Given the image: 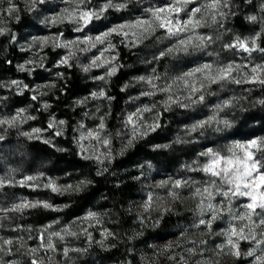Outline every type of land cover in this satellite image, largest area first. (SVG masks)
Listing matches in <instances>:
<instances>
[{
	"label": "clouds",
	"instance_id": "obj_1",
	"mask_svg": "<svg viewBox=\"0 0 264 264\" xmlns=\"http://www.w3.org/2000/svg\"><path fill=\"white\" fill-rule=\"evenodd\" d=\"M195 2L0 0V59L13 65L12 48L27 53L13 66L33 81L0 79V264H264V92L237 87L264 89V0H199L186 20L169 14ZM110 12L127 15L113 22ZM64 25L83 35L51 32ZM114 37L133 62H121ZM49 48L64 53L51 67ZM136 66L148 70L114 85ZM64 68L94 87L69 96ZM114 86L138 94L109 128ZM26 92L30 102L15 105ZM142 98L150 103L136 104ZM65 109L82 111L69 118ZM164 113L176 115L162 122ZM157 132L165 138L149 140ZM73 160L82 164L69 167ZM28 188L67 199L14 191ZM97 188L103 210L28 222L67 213Z\"/></svg>",
	"mask_w": 264,
	"mask_h": 264
},
{
	"label": "rangeland",
	"instance_id": "obj_2",
	"mask_svg": "<svg viewBox=\"0 0 264 264\" xmlns=\"http://www.w3.org/2000/svg\"><path fill=\"white\" fill-rule=\"evenodd\" d=\"M96 2H97V0H93V3H96ZM159 3H160V4H167V3H170V0H159ZM198 3H199V0H196L195 3H191V4L188 5L187 10H184V11L179 12V16H180V18H181V19H184V20L188 19V13L191 12V10H192L193 8L197 7V6H198ZM109 15L111 16V19H112L113 22H119V21H120L123 17H125L127 14H126V13H123V12H121V13L110 12ZM25 22H27L26 15H25ZM103 27H104L103 23H99V24L91 25V26H90V29H91V31H92L93 33H96L98 30L102 29ZM61 31H63V32H64V35H65L66 37H68V38H72V37H74V36H76V35H83L82 33H73L72 30H71V26H70V25H64V26L61 27V28H53V29H51V32H52V33H57V32H61ZM85 31L87 32V31H89V29H85ZM199 31L204 32V31H207V30H206V29H200ZM163 32H164V30L161 29L160 32L157 33V35H162ZM120 39H121L120 37H114V38H113V42L119 44ZM3 41H4V43L6 42V40H3ZM172 42H174V40H173V41H166V42H165V45H163V46H167L168 44H170V43H172ZM261 47H264V40H262ZM117 50H118L119 53H120V60H121L122 63H125V64H127V63H131V62H133V61L136 59V57H134V56L132 55V53L129 52V50H128L127 48L124 47L123 44H119V47H118ZM45 51H46V52L48 53V55H49V62H48V65H47L48 67H51L52 64L56 61V59H57L60 55H63V54H64V53H63V50H57L56 53H53L52 50L49 48V49H46ZM133 51H137V50H133ZM96 54H97V52L94 50L90 55H96ZM26 55H27V53L21 54V53H18V52H17V59H20L21 57L26 56ZM124 55H125V56H124ZM253 55H254V56H257V54H255V53H254ZM257 59H259L258 56H257ZM162 62H163V61L160 62V70H163V65H164L165 61H164V63H162ZM187 62H188V63H191V61H187ZM150 67H151V66H149V68H150ZM73 69H74V68H73ZM59 70H60V71H64V72L67 74V72L70 71V70H72V69L64 68V69H59ZM147 70H148V69L145 68V67H142V66H136L133 70H130V71H125V70L122 69V70L120 71V73L128 74V76H129V75H131V74H140V73L146 72ZM103 71H104V69H94L93 72L91 73V75H93V76H95V75H100V74L103 73ZM34 76H35V81H38V82H42V81L46 78V74L43 73L42 71H37V72L34 74ZM7 77H8V76H6V77H1V76H0V79H5V78H7ZM11 77H12V78H15V79H23L26 83H28V84H30V85L33 84V81L27 76V74H20V73H17V72H16V75H15V76H11ZM87 85H89V88H90V87H94V85H92V84H87ZM237 87L252 88V89L254 90V91H253V95H256V96H259V95L261 94V92H264V89H259V90H257L255 84H247V85H242V86H237ZM213 88L215 89L216 86L214 85ZM0 94H4L2 90H0ZM110 94L113 95V93H110ZM137 94H138V89L133 88V89H131L128 93H126V98H125V100H128L129 97H131V96H135V95H137ZM24 96H27L28 99H27V100L25 99V101L23 102V104H25V103H27V102H30V101H29V94H28L27 92L25 93ZM18 98H19V97H18ZM156 99H162V97L158 96V97H156ZM215 99H216V98H211L210 101H209V103H211V102H212L213 100H215ZM125 100H124V101H125ZM145 103H150V101H149L147 98H142L141 100H139V101L136 102V104H145ZM23 104H22V105H23ZM38 106H39V105H37V107H38ZM135 106H136V105H134L130 100H129V103H128V104H125V103L123 102V110H122V111H121L116 117H115V116L113 117V108H112V115H111V117H110V119H109V121H108V126H109V128H112L113 126H118V121H119V117H120L121 113H122V112H125V111H129V110H134V109H135ZM89 107H92V105H89ZM77 111H78V114H75V113H71V114H73V116L79 117V114H80V112H81L82 110L78 109ZM104 111L106 112V111H107V108H105ZM200 111H201V112H205V114H207V110L204 109V108H201ZM177 112H179L181 115L184 114L182 110H177ZM76 113H77V112H76ZM101 115H103V112L101 113ZM175 115H176V113H171V114H169V113H164V114H163V121H162V122L167 121V120L169 119V116L174 117ZM42 119H43V116H42ZM110 121H111V122H110ZM33 123H34V124H38L39 122H33ZM72 123H75V120H73ZM86 123H87L88 127L91 128V127L95 126V125L98 123V121H86ZM43 126L46 127V124H44ZM256 131H257V132H260V131H262V130L258 129V130H256ZM47 134H48V135H51L52 133L49 132V133H47ZM69 134H70V135L73 134V133L71 132V128H69ZM154 134H155V133H154ZM154 134H153V135H154ZM151 137H152V136H151ZM164 138H165V137H164L163 135L159 137L160 140H162V139H164ZM58 139H60V138H58ZM61 141H62V140H61ZM156 141H159V140H156ZM62 142H64V141H62ZM189 154H190V153H189ZM196 176H197V178H199V177H200V174H196ZM61 182H65V181L62 180ZM22 190H25L26 192H24V193H26V194L33 195V194H31V193H33V190L30 189V188H28V189H15L14 191L23 192ZM36 191H38V192H42V191H40V190H36ZM36 191H35V192H36ZM43 192H47V191H43ZM43 192H42V193H43ZM37 196H44V195H43V194H40V195H37ZM45 197H47V196H45ZM53 201H54V200H53ZM54 202H62V201L59 200V201H54ZM106 207H107V205L104 206V207H102V208H99V209H98V208H92V210H97V211H99V210H103V209H105ZM54 214H57V213H54ZM69 219H70V218H69ZM69 219H65L63 222H64V223H68V222H69ZM41 225H42V224H41ZM216 226L219 227L220 225L218 224V225H216ZM30 243L34 244L35 241L30 242Z\"/></svg>",
	"mask_w": 264,
	"mask_h": 264
},
{
	"label": "trees",
	"instance_id": "obj_3",
	"mask_svg": "<svg viewBox=\"0 0 264 264\" xmlns=\"http://www.w3.org/2000/svg\"><path fill=\"white\" fill-rule=\"evenodd\" d=\"M243 27V26H242ZM3 44L4 41L0 40V52H3ZM11 55L8 57V59H12L13 60V65L15 64L16 60H17V51L15 48H12L10 50ZM125 56V55H124ZM164 63V61L162 62ZM13 65H8L5 63L4 59H0V76L1 77H6V76H15L16 75V69ZM67 75L72 76V79L68 81V85L66 86V91L68 93L69 96H75L77 94H86L88 92L89 89V85H82L80 82V75L78 73V70L76 69H72L70 71L67 72ZM128 74H123V73H119L118 76L116 78H114V85H118L120 82H122L123 80L127 79ZM113 95H115L117 97V100L113 103V117L117 116L122 110H123V102L126 98V93H120L119 92V88L118 86H114L113 88ZM25 99L27 100L28 97L27 96H23V97H15L13 99V103L15 105H22L23 102L25 101ZM67 101L64 100L62 98V100L60 102H57V106L58 108L63 104L66 103ZM78 114V111L77 113ZM61 115H69V118H71V116H73V114H69L67 112V110H62L61 111ZM170 117V116H169ZM73 121V120H72ZM111 122V121H110ZM162 136V134L160 132L155 133L152 137L149 138V140H160L159 137ZM62 142V141H61ZM46 147V146H45ZM141 149H137L136 155H139L141 153ZM133 157L130 155L127 159H125L123 161V163H128L131 161ZM80 164H82V162L77 161V160H73L72 162L69 163V167H75V166H79ZM57 173H61L63 170L62 169H56L55 170ZM67 179H71L70 177ZM129 189L132 187L131 185L128 186ZM23 192H26L25 190H22ZM101 191V188H97L94 189L93 192L88 195L87 197H84L83 199L79 200L78 203L76 205L73 206V208L71 210H69L67 213H59V214H54V213H49V214H45V215H40L38 217L33 218V220L28 221L29 223H37V224H44L46 223L49 219L51 218H56L58 216H63L66 217V219L69 218H75L81 214H83V212L85 210H87L88 207H92V208H102L104 206H106V202H100V203H96L94 204V201L97 197V194ZM33 195H40L43 194L44 196H51V198L54 201H59L61 200L62 202L64 200H66L67 198H61L59 196H56L53 193L50 192H33L31 193Z\"/></svg>",
	"mask_w": 264,
	"mask_h": 264
},
{
	"label": "snow or ice",
	"instance_id": "obj_4",
	"mask_svg": "<svg viewBox=\"0 0 264 264\" xmlns=\"http://www.w3.org/2000/svg\"><path fill=\"white\" fill-rule=\"evenodd\" d=\"M179 12H181V9L179 8V7H175L174 9H172V8H170L169 9V14L171 15V14H174V13H179ZM157 19H160L161 20V25H162V27H166L167 25H166V23H165V18H163V17H157ZM131 119V118H130ZM253 143H255V142H253ZM251 147V146H250ZM251 154L249 153V156H250ZM217 167L219 166V164H217L216 165ZM228 166L229 167H231V161H229V164H228ZM215 174V173H214ZM262 185H264V176H262L261 178H260V185H258V187L259 186H262Z\"/></svg>",
	"mask_w": 264,
	"mask_h": 264
}]
</instances>
